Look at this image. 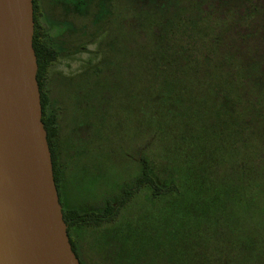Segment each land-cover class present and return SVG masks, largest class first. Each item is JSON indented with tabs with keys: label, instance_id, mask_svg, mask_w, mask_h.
<instances>
[{
	"label": "trees",
	"instance_id": "16d2710c",
	"mask_svg": "<svg viewBox=\"0 0 264 264\" xmlns=\"http://www.w3.org/2000/svg\"><path fill=\"white\" fill-rule=\"evenodd\" d=\"M35 16L32 47L41 121L79 263L84 264L82 236L92 229V238L105 241L94 245L99 264H158L133 262L124 243L111 242V228L103 229L147 187L159 208L145 211L146 219L152 227L161 225L165 244L174 242L160 264H264V0L128 3L123 24L129 49L134 67L145 73V101L133 113H144L155 134L146 148H158L156 169L163 178L154 175L149 156L139 155V176L99 211L65 207L60 197L57 117L48 112L46 92L59 53ZM187 74L193 78L187 80ZM123 223L114 224L116 233L126 229ZM137 224L128 231L131 237L138 238Z\"/></svg>",
	"mask_w": 264,
	"mask_h": 264
},
{
	"label": "rangeland",
	"instance_id": "374dc122",
	"mask_svg": "<svg viewBox=\"0 0 264 264\" xmlns=\"http://www.w3.org/2000/svg\"><path fill=\"white\" fill-rule=\"evenodd\" d=\"M94 2L76 14L55 11L50 16L56 20L52 25L64 30L57 37L55 29L49 31L55 39L49 44L62 52L49 70L46 86L57 113L63 154L60 197L65 207L81 211H99L105 200L114 202L119 189L139 176V155L149 156L154 175L163 178L157 170L158 148H146L149 141L154 142L155 134L148 130L144 113H133V108L145 101V73L133 65L130 38L123 24L128 6L123 8L119 0ZM185 77L193 78L190 74ZM158 208L159 202L151 201L150 189L145 187L114 222L124 220L126 229L118 234L114 224L103 226L111 228V242L124 243V251L134 256L135 263L156 260L160 264L164 252L172 250L174 242L164 243L161 225L152 227V221L146 219L145 211ZM138 216L142 219L137 224ZM136 224L134 232L139 239L128 232ZM84 233L80 242L83 263L99 264L94 245L101 247L105 241L92 238V229Z\"/></svg>",
	"mask_w": 264,
	"mask_h": 264
},
{
	"label": "water",
	"instance_id": "95a60500",
	"mask_svg": "<svg viewBox=\"0 0 264 264\" xmlns=\"http://www.w3.org/2000/svg\"><path fill=\"white\" fill-rule=\"evenodd\" d=\"M32 0H0V264H80L54 183Z\"/></svg>",
	"mask_w": 264,
	"mask_h": 264
},
{
	"label": "flooded vegetation",
	"instance_id": "af4514ba",
	"mask_svg": "<svg viewBox=\"0 0 264 264\" xmlns=\"http://www.w3.org/2000/svg\"><path fill=\"white\" fill-rule=\"evenodd\" d=\"M94 1L95 0H32V8H34L33 13L36 14V16H35L36 21L38 22L39 26L45 30V34H46L45 40L48 43L49 42L54 43V41H55V39H53L51 37V33L49 32L50 29H55V31H57V33H55V35H54L55 37H57V35L62 30H64L63 27L61 28V25L57 26V27L52 25L53 23L56 22V20L53 21L51 18L52 14L55 11L59 10V11H64L65 13L71 12L73 14H76V12H80L81 10L86 9V5L88 6L89 4H92ZM102 1H104V0H102ZM130 1L131 0H119V3L123 5V8H125L126 5L128 6V3H130ZM108 2H109V0H107V3ZM94 3H96V2H94ZM97 4H99V6H102L101 5L102 2H100V1ZM123 22H124V20H123ZM33 28H34V22H33ZM56 51L59 53V57H58V59H59L61 57L62 52H59L58 50H56ZM53 64H52V66H53ZM48 80H49V78H48ZM46 92H47V96H48V100H49L48 108H47L48 112L54 114L57 117L56 111H54L52 109V102L49 98V92L47 89H46ZM57 131H58V136H57V144H56V157H57V164H58V170H59V173H58V180L59 181L58 182H59L60 194H61L63 190L61 189V182L60 181L62 180V176H63V171H64L63 163L64 162H63V154L61 152L58 120H57ZM63 201H65V200H62V202Z\"/></svg>",
	"mask_w": 264,
	"mask_h": 264
}]
</instances>
